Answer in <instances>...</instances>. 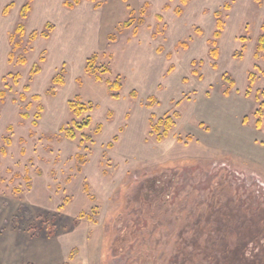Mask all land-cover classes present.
<instances>
[{"label": "rangeland", "instance_id": "1", "mask_svg": "<svg viewBox=\"0 0 264 264\" xmlns=\"http://www.w3.org/2000/svg\"><path fill=\"white\" fill-rule=\"evenodd\" d=\"M26 1L0 0V264H264V0Z\"/></svg>", "mask_w": 264, "mask_h": 264}, {"label": "trees", "instance_id": "2", "mask_svg": "<svg viewBox=\"0 0 264 264\" xmlns=\"http://www.w3.org/2000/svg\"><path fill=\"white\" fill-rule=\"evenodd\" d=\"M33 0H27L26 3L21 7L19 15L21 19H25L28 15V13L31 11L32 7H31V2ZM186 0H184L185 2ZM81 2V0H72L71 2H65V6L68 8H73L75 5H78ZM98 5V4H96ZM13 7V3L8 4L4 7V9L2 10V14L5 16L8 14V12L10 11V9ZM219 12L215 13V16L217 17V31L214 33V37L218 38L221 32V28H222V21L219 19ZM46 26H49L48 24ZM262 30L264 31V21L262 24ZM15 33L19 34L20 36L23 35L24 33V24L22 22H19L14 30ZM36 34L32 35V39L36 38ZM42 37L47 38L46 34H41ZM13 38V36H12ZM19 43H16L14 46V49L19 48ZM212 56L215 58L217 56V52L216 50L211 51ZM255 57H259L262 56L264 58V33L260 35V37L257 39V47H256V51H255ZM12 57V54H10V58ZM96 56L94 55L92 57V59H89L85 68V71L90 74L93 75L95 77L96 80H102L101 75L103 73L109 72V69H103V70H98L94 67V60H95ZM40 60H43V57H41ZM19 61L24 63V59L22 57L19 58ZM214 67H216V65H213ZM40 71V67L38 65H35L34 68L31 70L30 74L34 75L36 73H38ZM230 85H233V81L231 79H226ZM55 83H62V79L60 76L56 77L54 79ZM107 83V90L109 93L112 94L113 97H117V92L121 89L122 87V83H121V78L120 77H116L114 80L112 81H106ZM25 89H28V86L24 87ZM264 93V92H263ZM3 94V93H2ZM1 94V95H2ZM131 95L134 96V92H131ZM22 99L24 98V95L22 94L20 96ZM34 99L38 100L40 98V95H35L33 96ZM156 101L155 98H151L150 103H148L147 107H151L153 106L154 102ZM70 108L72 110V112L77 115L80 116L82 113L90 111L91 110V106L90 105H86L84 103H82L80 101L79 98H75L74 101H72L70 103ZM264 109V101H262L260 103L259 109L257 111L256 114H259V116L262 115V110ZM42 111V107L38 108L37 113L35 114V119H39L40 118V112ZM21 117L23 118H27L28 114L26 113H22ZM260 119H258L257 124L258 126L260 125ZM150 122L153 123V119L150 118ZM32 124L36 125V121H32ZM89 125V119H87L83 124H76V128L77 129H82L84 127H87ZM173 126V120L170 117H166L165 119H162L160 121H158V123L154 124L152 126V132L156 134V139L161 141L163 138L168 136V132L169 130L172 128ZM161 127L164 128V130L162 131V133H160V129ZM100 128V126L98 127V129ZM62 131H65V135L66 137H68L69 139H73L75 137V134L73 132V130H64L62 129ZM5 142L8 143L9 140L5 139ZM109 146H111V144H109ZM1 153H4V150L1 149ZM77 161H82V156L78 155L77 156ZM80 217H86L87 219H91L92 217L89 215H85L84 213H80ZM218 240V239H217ZM216 241H214V243L211 244V250L205 253L204 257L206 262L211 263V264H219V253L223 252L220 251L221 248L220 246H217V244H215ZM222 245V244H221ZM224 248V247H223ZM225 249V248H224ZM223 249V250H224ZM230 251V250H229ZM226 255H224V258H228L225 257ZM240 256V255H239ZM204 260V261H205ZM227 260V259H226ZM207 263V264H208Z\"/></svg>", "mask_w": 264, "mask_h": 264}]
</instances>
